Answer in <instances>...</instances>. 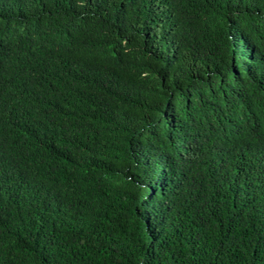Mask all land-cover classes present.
I'll return each instance as SVG.
<instances>
[{
	"label": "trees",
	"instance_id": "obj_1",
	"mask_svg": "<svg viewBox=\"0 0 264 264\" xmlns=\"http://www.w3.org/2000/svg\"><path fill=\"white\" fill-rule=\"evenodd\" d=\"M0 264H264V0H0Z\"/></svg>",
	"mask_w": 264,
	"mask_h": 264
}]
</instances>
